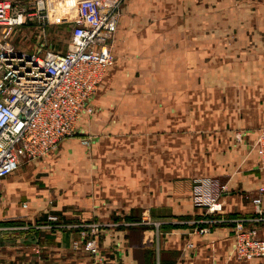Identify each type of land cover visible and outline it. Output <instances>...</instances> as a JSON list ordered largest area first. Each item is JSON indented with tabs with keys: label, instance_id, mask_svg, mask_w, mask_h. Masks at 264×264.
Instances as JSON below:
<instances>
[{
	"label": "crops",
	"instance_id": "crops-1",
	"mask_svg": "<svg viewBox=\"0 0 264 264\" xmlns=\"http://www.w3.org/2000/svg\"><path fill=\"white\" fill-rule=\"evenodd\" d=\"M154 1L160 7L152 23L146 24L142 40L153 49H175L181 62L192 56L195 63L222 66L221 71L204 77L193 73L192 79H223L225 84L223 92L212 93L219 98L192 110L208 111L193 126L224 130L193 137L197 146L191 165L184 164L183 156L175 159L180 153H166L162 137L146 136L144 151L137 153L133 148L129 153L133 167L127 187L120 181L112 188L94 187L91 180L84 186L70 183L65 202L52 203L49 185L65 175L56 169V161L67 160L71 154L66 150L74 145L63 141L59 153L28 163L3 179L0 264H93L85 253L71 249L73 241L81 242L82 226L90 223L102 225L97 239L106 264H139L136 252L149 251L153 242H157L158 264H264V258L238 261L233 254L236 219L247 220L246 228L264 240V170L251 150L264 127V0ZM119 25L120 21L114 47ZM162 51L154 52L162 57L166 54ZM173 110L184 111V107ZM217 111L224 114L223 119L214 118ZM154 143L160 146L154 148ZM142 158L143 164L135 163ZM45 166L55 167L52 176H45ZM202 178L227 187L221 197L222 213L206 236L193 233L194 223L203 215L192 205L191 190L193 182ZM258 196L261 202L256 208L252 200ZM48 216L61 221L52 224ZM141 219L142 225H154L155 230L144 231L141 222L128 224ZM189 243L191 250L186 248Z\"/></svg>",
	"mask_w": 264,
	"mask_h": 264
},
{
	"label": "rangeland",
	"instance_id": "rangeland-1",
	"mask_svg": "<svg viewBox=\"0 0 264 264\" xmlns=\"http://www.w3.org/2000/svg\"><path fill=\"white\" fill-rule=\"evenodd\" d=\"M4 1L9 2L16 12H22L25 18V25L12 28L6 39L16 50L43 56L48 50L64 52L67 49L70 21L74 17L75 5L80 0ZM159 7V2L154 0H127L123 4L118 37L113 46L114 64L89 100L91 112L82 114L73 136L65 140L74 145L66 150L71 154L67 160L60 158L56 161V169H61L65 175L59 183L56 181L49 185L52 203L65 202L64 195L70 183L84 186L87 180H91L94 187L112 188L114 182L120 181L122 187H127L128 174L133 167L129 153L133 148L137 153L143 152L146 136L162 137L166 140V153H180L175 159L183 156L184 164L191 165L197 146L193 144V137L199 133L214 136L219 130H224L219 127L193 126L195 122L199 123L201 116L206 117L208 111L192 110V107L210 105L212 99L219 98L218 94L212 93L223 92L225 84L223 79H192L193 73L204 77L221 71L222 66L195 63L192 56L181 62V58L172 51L175 49H153L146 47L142 40L146 24L152 23L153 14ZM7 30L0 28V41H5ZM161 50L166 52L165 56L155 54ZM171 52L174 54L171 55ZM148 53L152 56H148ZM177 106L184 107V111L173 110ZM209 114L213 116V113ZM214 118L223 119L224 114L217 111ZM171 137H184V140H172ZM157 146L160 144L154 143V148ZM61 150L59 146L44 159ZM154 159L158 160V157ZM143 161L142 158L135 163L143 164ZM45 168V176H52L56 170L54 166ZM118 172H121L120 176L116 175ZM72 179L76 181L72 182ZM58 220L61 221L60 218ZM140 222L144 231L148 228L155 230L154 225H142V219L128 224ZM156 245L157 242H153L149 251L136 252L139 264H158Z\"/></svg>",
	"mask_w": 264,
	"mask_h": 264
},
{
	"label": "built area",
	"instance_id": "built-area-1",
	"mask_svg": "<svg viewBox=\"0 0 264 264\" xmlns=\"http://www.w3.org/2000/svg\"><path fill=\"white\" fill-rule=\"evenodd\" d=\"M125 1L80 0L70 21L67 49L37 56L18 51L6 41L12 28L25 25V18L9 2L0 0V28H8L5 41H0V189L3 179L22 165L44 159L59 148L73 136L82 114L91 112L89 100L114 64L113 40ZM251 150L264 170V127ZM225 193L226 185L218 180L193 182L191 202L203 215V220L194 223V234L210 233L222 213ZM260 202L259 196L252 200L256 208ZM47 221L59 222L55 216H48ZM247 222L233 221V254L238 261L264 258V240L246 228ZM82 228L81 242L73 241L72 251L85 253L93 264H106L97 239L102 225L90 223ZM186 248L191 250L193 245Z\"/></svg>",
	"mask_w": 264,
	"mask_h": 264
},
{
	"label": "bare ground",
	"instance_id": "bare-ground-1",
	"mask_svg": "<svg viewBox=\"0 0 264 264\" xmlns=\"http://www.w3.org/2000/svg\"><path fill=\"white\" fill-rule=\"evenodd\" d=\"M66 16H64V18H65Z\"/></svg>",
	"mask_w": 264,
	"mask_h": 264
},
{
	"label": "trees",
	"instance_id": "trees-1",
	"mask_svg": "<svg viewBox=\"0 0 264 264\" xmlns=\"http://www.w3.org/2000/svg\"><path fill=\"white\" fill-rule=\"evenodd\" d=\"M106 260V259H105Z\"/></svg>",
	"mask_w": 264,
	"mask_h": 264
}]
</instances>
